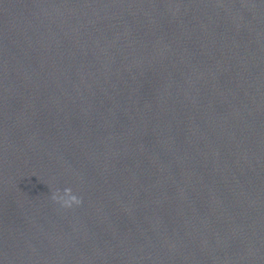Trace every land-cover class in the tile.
<instances>
[{"label": "water", "instance_id": "water-1", "mask_svg": "<svg viewBox=\"0 0 264 264\" xmlns=\"http://www.w3.org/2000/svg\"><path fill=\"white\" fill-rule=\"evenodd\" d=\"M0 264H264V0H0Z\"/></svg>", "mask_w": 264, "mask_h": 264}]
</instances>
